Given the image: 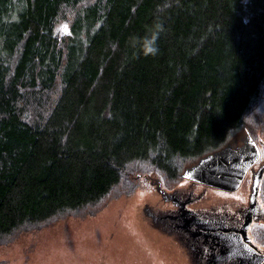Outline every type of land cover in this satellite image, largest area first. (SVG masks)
<instances>
[{
  "label": "trees",
  "instance_id": "16d2710c",
  "mask_svg": "<svg viewBox=\"0 0 264 264\" xmlns=\"http://www.w3.org/2000/svg\"><path fill=\"white\" fill-rule=\"evenodd\" d=\"M244 126L264 138V0H0V239L175 186Z\"/></svg>",
  "mask_w": 264,
  "mask_h": 264
},
{
  "label": "rangeland",
  "instance_id": "374dc122",
  "mask_svg": "<svg viewBox=\"0 0 264 264\" xmlns=\"http://www.w3.org/2000/svg\"><path fill=\"white\" fill-rule=\"evenodd\" d=\"M65 29H69V24L64 21L59 30ZM254 121L248 119L246 127ZM246 127L234 132L230 140L240 139ZM194 161L185 158L181 162L187 165ZM189 189L186 179L174 187L182 193ZM112 191L93 204L57 213L0 239V264H192L188 246H197V239L156 228L148 219L147 208L154 211L168 206L150 183L131 193L120 192L117 187ZM191 191L196 197L192 206L197 210L224 203L218 200L223 196L217 194L223 193L216 188L200 184ZM262 195L264 178L261 198ZM256 236L264 241L263 230Z\"/></svg>",
  "mask_w": 264,
  "mask_h": 264
},
{
  "label": "flooded vegetation",
  "instance_id": "af4514ba",
  "mask_svg": "<svg viewBox=\"0 0 264 264\" xmlns=\"http://www.w3.org/2000/svg\"><path fill=\"white\" fill-rule=\"evenodd\" d=\"M250 135L251 134L249 133H245L240 139L231 140L217 152L218 155L219 153L225 152L230 158L241 159L242 156L251 153L254 146L252 142L248 141ZM251 136L260 150V157L248 168L240 185L236 189L228 190L183 177L182 179H186L188 182L190 192L187 190L182 193L183 191L179 192L178 190H175L177 193H181V195H178L174 192V189H167L168 191L166 192L162 191L166 200L170 202L167 203V207H161L157 213H152L151 223L155 227L163 229L166 232L178 236L188 235L196 238L198 245L188 246L192 250V264H214L216 261L218 262L215 264H227L225 260L217 258L219 256L218 253L221 252V248L225 245L224 238L220 237V240H217L210 237L211 235L206 234L204 231L200 232L199 222L193 220L195 215H192L193 213L191 209L196 210L198 218L200 217L205 220L210 219L213 224L212 226L223 228L242 227L248 216L249 210H251L250 190L254 172L262 163H264V141L261 140V138L257 139L253 135ZM215 157L218 159L217 155ZM209 158L210 157H208V159ZM200 184L216 188L219 192H222L223 194L217 195L223 196L218 198V200H221L224 203L220 205H211L213 208L209 210H197L193 208L192 202L196 197H193V191H191V188ZM227 197L231 198V200H227ZM260 200V204L258 203L257 207L254 208V216L249 224L248 234L258 247L264 249V241H260L256 236V232L258 233L259 230H263L264 232V199L261 198ZM178 211L180 212L178 213ZM198 211H200L201 214H199ZM173 214L175 215L174 217L172 216ZM178 214H180L179 216L182 221L181 225H178L177 223L176 217ZM196 232L199 233L196 234ZM210 261H212V263H210Z\"/></svg>",
  "mask_w": 264,
  "mask_h": 264
},
{
  "label": "water",
  "instance_id": "95a60500",
  "mask_svg": "<svg viewBox=\"0 0 264 264\" xmlns=\"http://www.w3.org/2000/svg\"><path fill=\"white\" fill-rule=\"evenodd\" d=\"M68 33H70L69 29L63 32V34ZM248 141L252 142L254 148L251 153L242 156L241 159L230 158V156L225 152L219 153L218 155L217 152L220 150L219 149L201 157L196 163L186 166L182 172V176L228 190L236 189L240 185L248 168L260 157V150L251 135L248 138ZM216 155L218 156V159L215 157ZM208 157L210 158L208 159ZM263 178L264 163H262L254 172L250 190L251 210H249L248 216L240 228L212 226L213 224L210 219L205 220L200 217L198 218L196 210L191 209L193 213L192 215H195L193 220L199 222L200 232L204 231L206 234L211 235L210 237L217 240H220V237L224 238L225 245L221 248V252L218 253L219 256L217 258L225 260L227 264H264V249L258 247L248 234V227L254 216V208L257 207L259 201L261 202L260 188ZM147 183L151 184V188L154 190L156 195L159 197L161 196L167 203L170 202L166 200L162 191L166 192L168 191L167 189L173 190L176 185L173 187L163 185L158 177L152 175L147 176ZM159 208H161V206L156 208L154 211L148 208L146 209L147 217L150 221L152 219V213H157ZM179 212L180 211H178V213ZM198 213L201 214L200 211H198ZM180 214L176 217L178 225H181L182 223L179 216ZM172 216L174 217L175 215L173 214ZM198 233L199 232H196V234ZM217 262L218 261L215 263ZM210 263H212V261H210Z\"/></svg>",
  "mask_w": 264,
  "mask_h": 264
},
{
  "label": "snow or ice",
  "instance_id": "6c2138e0",
  "mask_svg": "<svg viewBox=\"0 0 264 264\" xmlns=\"http://www.w3.org/2000/svg\"><path fill=\"white\" fill-rule=\"evenodd\" d=\"M66 30V29H65Z\"/></svg>",
  "mask_w": 264,
  "mask_h": 264
}]
</instances>
